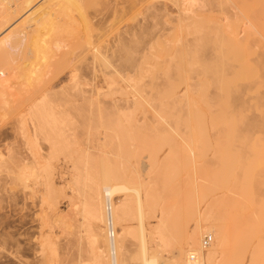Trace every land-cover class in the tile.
Returning a JSON list of instances; mask_svg holds the SVG:
<instances>
[{
  "label": "rangeland",
  "instance_id": "1",
  "mask_svg": "<svg viewBox=\"0 0 264 264\" xmlns=\"http://www.w3.org/2000/svg\"><path fill=\"white\" fill-rule=\"evenodd\" d=\"M87 1L82 9L83 14L80 11L77 13V18L74 16L76 25L71 24L73 20L69 19L68 22V16L61 15L65 20H62L63 23L60 22L57 32L60 31V26L61 28L64 26L63 33L59 32L63 35L61 37L60 34L63 46L56 51L55 56L53 53H48L52 62L47 58L46 67L36 75L38 78H33L34 82L31 79L33 83L20 78V85L17 83L18 87L15 85L11 93L4 95L7 99H0V130L2 132L8 130V134L11 135H8L7 139L14 142L17 150H20L18 147H21L19 145L22 143V135L20 136L18 131L22 114L25 116L27 113L31 114L30 110L33 106L34 112L43 113L44 110L46 119V125L42 124V128L37 123L38 129L34 125V121H37L34 116L30 120L33 122L30 124L32 131L26 146L28 149L25 150L31 153L28 152L29 162L26 169L21 171L15 164L12 165V168L15 166L14 171L9 167L7 169L5 165L0 167V264H83L85 262L98 264L94 258L102 240L100 239V243L94 242L97 223L83 213L82 200L87 199L93 185L99 180L98 170L101 166L110 170V185L126 184L130 188L137 186L140 189L145 205L143 207L145 221L155 220L154 215L161 211L164 202H171L168 215L169 224L172 226V238L171 246L167 247L177 249L176 245H179V241L181 242L198 217V211L205 209L208 218L225 224L228 228L242 221L245 222L240 234L232 239L230 250L235 248L242 250L238 257L240 259L237 258L232 264H249L252 257L253 264H264L263 125L255 128L256 135L253 136V159L262 173V182L253 189V203L245 200L235 189L234 193L229 183L221 184L218 175L219 171L232 168L234 159L238 156L236 152L240 150L239 139L232 136V133L229 136L228 133V135L223 134L220 130L225 124L223 122L220 123L221 125L218 124L220 122L218 116L222 113L227 117H234L239 108L245 110V119L258 116L260 109L250 106L253 97L256 99L253 100L254 103L261 105L264 102V97L260 98L264 96V80L256 81V78H249L250 80L246 81L248 79L244 78L243 81L238 78V71L248 68L245 61L248 59L250 62L249 58L258 62L256 65L253 61L256 66L261 64L259 68L261 67L263 71L258 69L264 77V29L263 27L260 29L263 30L262 32L258 29L264 24V0H258L257 3V0L194 2L189 23L186 24V21H178L177 25L174 23L175 29L168 30L170 34L158 38L156 44H150L146 39L142 43L146 53L138 61L142 62L134 67L135 57L129 55L126 59L127 70L120 74H111L110 85L104 84L105 86L98 90L88 85L95 74H98L89 67L91 51L94 47H102L104 41L112 42L119 27L133 24L136 21L132 18L136 15L135 10H143L146 13L147 7L160 5L166 0ZM117 1L124 6V8L122 6L123 11ZM134 1L137 3L135 4ZM246 1L250 2L246 4ZM138 2H141V5L138 6ZM119 6L121 9L118 10ZM247 6L253 8V13L250 12V8H246ZM245 9L250 11L247 12ZM175 10L178 12L177 9ZM62 13L63 11L60 12ZM80 13L84 19L80 18ZM249 13L253 14V17ZM64 14L67 15L68 11ZM95 14L98 15L95 17ZM24 16L14 21L10 27L21 23ZM86 18L88 20L84 21ZM50 19L47 20L50 21L49 24L47 22L39 24L36 29H39V32L35 30L34 35L44 33L47 27L50 28L52 22ZM158 21L160 25L156 24V29L158 28L157 30L162 34L167 32L168 24L161 18ZM70 26L77 29L74 28L73 31V27L71 29ZM8 27L4 34L12 28ZM4 34L2 33L0 37ZM31 40L32 38L22 42L17 41L14 43L15 46L13 44L11 54L15 61L21 62L22 65L39 59L35 47H32L34 42ZM112 57L109 62L115 63L117 58ZM103 62L106 63L102 59H96L98 66L103 65L99 64ZM74 70L80 78L76 77L75 82L80 80L83 82L82 85L78 82L81 86H78L77 82L76 85L68 84L71 81L70 73ZM255 81L257 85L258 81L261 82L259 87ZM254 85L257 87H253ZM62 86L63 88H59ZM53 89L57 92L54 93ZM185 90L190 99L185 96ZM177 93L184 96L180 97L182 98L180 101L175 98ZM42 97L47 99H42L41 102ZM206 98L209 102L205 100ZM206 102L208 104L211 102V106H207ZM261 106L264 108L263 104ZM45 110L49 111L50 116ZM181 110L185 114L182 115ZM200 111L203 113L199 116ZM211 114L218 118L217 125L213 127L211 126L215 122L209 119L212 118ZM200 127L204 130L202 131ZM2 141L4 143L5 140ZM230 159L233 161H228ZM64 168L70 172L62 174L61 170ZM205 169L216 171L218 174L209 177ZM55 184L56 187H60L58 190L54 187ZM66 184H70L74 191L67 187L61 189ZM48 190L60 191L53 198L58 202L57 209L54 205L50 207L45 204V192ZM71 195L74 196L75 207L71 206ZM115 196L130 198L127 224L136 226L139 214L136 192L131 189L118 190ZM229 196H233L236 201L227 202ZM71 208L73 211L69 212ZM247 221L253 222L249 234L245 232ZM136 233L126 238V249L123 252L126 264H135L139 261L137 257L140 252ZM215 241L216 236L213 234L210 244L203 247L204 250L213 246ZM172 251L174 250H171L173 255ZM220 253L222 254L221 250L217 253L218 258ZM172 255L167 253L172 259L171 264L178 263Z\"/></svg>",
  "mask_w": 264,
  "mask_h": 264
},
{
  "label": "bare ground",
  "instance_id": "2",
  "mask_svg": "<svg viewBox=\"0 0 264 264\" xmlns=\"http://www.w3.org/2000/svg\"><path fill=\"white\" fill-rule=\"evenodd\" d=\"M121 1H123V0H121ZM135 1H137V0H135ZM85 2L88 3L87 0H0V35H2V33L4 34L5 29L8 26L10 27V25L14 21L16 22V20H18V18L23 17L25 15L24 18H22L23 20L21 23H18V25H16L15 27L11 26L12 28L10 27L11 28L10 30L7 29L8 31L3 36L0 37V97L4 96L7 93H11L13 91L15 85H16V87H18L20 85L19 83H21V82H19L21 80L20 78H22V79L25 78V80L29 81V83H30L31 82L30 80L33 78H36L37 77L36 75H38L39 72H41L40 70L42 68L46 67L47 60L48 59L50 60L48 55L50 53H53V55L55 56L57 53L56 51L60 50V48L63 46L62 45L63 43L61 44V42L63 40L62 41L60 40L61 39L60 34L63 33L62 29L64 26L62 28L60 26V31H62L61 33H59L60 31L57 32L58 27L60 25V22L63 23L62 20H65L62 18L61 15L68 16V22H69V19L70 20L75 19L74 16H76V18H77V16H78L77 13H79L80 11L82 13V9L85 6L84 5ZM117 2H119V1H117ZM130 2H132V0H130ZM194 2L197 3L198 0H166L165 2H161L160 5H151V6L149 5L150 7H147L146 13L143 10L142 11L141 10H135V8H136L135 7L133 10L136 11L135 12L136 15L134 16L135 18L133 16H132V18L135 19L136 21L133 24L129 23V24L123 26V28L119 27L120 29L117 27L119 31L117 30L118 33L115 36V38L113 39V41L111 40L112 42H108V41L103 42L101 39V41L103 42L102 47L97 48V47L93 46L94 49L91 51L92 57H91V60L89 63V67H90V69L97 71L98 74L93 73V74H95V77H94V79H92V81H90V83H88V85L90 84V87L92 86L96 90L100 89L104 84L110 85L111 74H116V73L120 74V73L124 72L125 70H127V64L128 63H126V59L129 55H133L135 57L134 61H136V62L134 63V67L137 66L136 65L137 63L139 65V63L142 62V61L138 62L139 59L141 57H143L144 53H146V49L143 48L142 43L146 39H148V42L150 44H153L157 41L158 38H160L162 36L167 37V35L170 34L168 32V30L171 31L172 29H175L174 27H176V26H174V25L178 21L179 22L186 21L185 22L186 24L189 23L190 21H188V19L192 18L191 17L192 13H193L192 12V10H193L192 6H193V4H195ZM242 2H243L242 4H244V1H242ZM247 2L248 1H246V4H247ZM257 2H258V0L256 1V3ZM259 2H262V1H259ZM94 3H95V1H94ZM119 3H117V5ZM123 3H126V2H123ZM136 3L137 2H135V4ZM140 3L138 2L137 5L139 6ZM143 3L144 2H142V4ZM89 4H90V2H89ZM251 4H253V2ZM258 4L260 5L261 3H258ZM120 5L122 8L123 5L121 3H120ZM35 6H36V8L34 9ZM113 7H115V6H113ZM252 7H253V5H252ZM119 8H120V6L118 7V10H119ZM123 8H124V6H123ZM123 8H122V11H123ZM130 8L128 7V9H130ZM138 8H141V7H138ZM246 8L249 9L250 6L249 7L247 6ZM126 9H124V10L127 13ZM175 9L178 10L179 14H175V13H178V12H175L176 11ZM66 10L68 11L67 15L64 14V13H67ZM112 10H110V11H112ZM62 11H63V13L60 14V12H62ZM246 11L248 12L250 10H246ZM252 11H253V8L251 9L250 12L253 13ZM75 13H76V15H74ZM84 13H85V11H84ZM115 13H116V11H115ZM126 13H124V14L127 15ZM251 13H249V14L251 15ZM82 14L79 15L80 18L81 17L83 18ZM89 15L92 16V14H89ZM96 15H98V14H95V17H96ZM252 15H251V17H253ZM84 16H85V14H84ZM118 16H120V15H118ZM49 18H51L50 20H52V22L50 23L51 24L50 28L47 27V30L44 31V33H40V34L37 33L36 35H34V32H36V31L39 32V29L36 30L37 27L39 26V24H43V23L47 22V20H49ZM64 18L67 19V17H64ZM87 18H89V17L87 16ZM87 18L84 21L88 20ZM91 18H93V17H91ZM102 18H104V17L102 16ZM159 18H161V20H164L168 24L167 25L168 29H166L167 32H165V33L163 32V34L157 30L158 28L156 29V24L158 25L159 24L158 22L160 21V20L158 21ZM252 20H253V18H252ZM73 21L74 22L70 21V22H72L71 24L73 25V23H74L76 25L75 20H73ZM76 21H78V20H76ZM84 21H83V23H84ZM48 22H50V21H48ZM78 23H79V21H78ZM178 24H180V23H178ZM261 25L262 26L260 28H258L259 30L262 29V27L264 29V24H261ZM72 27H71V29H72ZM74 28L75 27H73V31H74ZM68 29L70 30V28H68ZM75 29H77V28H75ZM52 32H53V34H51ZM56 32L59 34V36H57L58 34H56ZM68 33H70V32H68ZM71 33H72V30H71ZM107 36H109V35H107ZM61 37H63V35ZM30 38H32L31 41L34 42V44H32L34 46H32V47H35V52H37V54L39 55V59L37 58L35 61L31 60L30 62L27 63V65H22L21 62L18 63L17 61H15L14 56H12V54H11V50H12V47L15 46V44H14L15 42H17V41L22 42V41L28 40ZM230 39H231V37H230ZM13 44H14V46H13ZM16 45H17V43H16ZM97 46H98V44H97ZM186 46H188V45H186ZM147 50L150 51V49H148V48H147ZM28 55H29V53H28ZM34 55H35V53H34ZM112 56L117 58V59L115 58L117 60L116 62L114 60L115 63L109 62V59ZM31 59H33V58H31ZM96 59H102L106 63H104V62L99 63V64H103V65L98 66L96 64ZM252 59H254V58H252ZM249 60L252 63L254 61V60L251 61L250 58H249ZM24 61L27 62L26 59ZM247 61H248V59H247ZM247 61H245V63L248 64L247 65L248 68L239 70L238 71V78H240L242 80L244 78L248 79L246 81H249L252 78H256V81H257V79L258 80L259 79L264 80L262 73L259 72V69H260V71L262 70L261 67L259 68V66H261V64L259 63V66H256L257 65L256 63H258V62L254 61V63L256 64L255 65L254 63L252 64L249 61L248 62ZM97 62H99V61H97ZM238 67H240V65ZM86 69H87V67H86ZM87 70H89V69H87ZM260 73H261V75H260ZM40 76H41V74H40ZM43 76H45V75H43ZM76 77H77V72H76V70H74L70 73V80L71 81H69V83L67 81V83L68 84L74 83L72 85H76L75 83L77 82L78 86L81 83H83V82H80V80H78V81L76 80V82H75ZM77 78H79V77H77ZM34 80L35 79H33V82H34ZM83 80H84V78H83ZM200 81H199V84H201ZM256 81H255V84H256ZM33 82H31V83H33ZM251 82L253 83V81H251ZM259 82L260 81H258V85L261 84V82L260 83ZM257 86L254 85L253 87H257ZM66 87H68V86H66ZM189 87H191V86H189ZM59 88H63V86L59 87ZM188 90H189V88H188ZM202 90H204V89H202ZM53 92L56 93L57 91L55 92V90L53 89ZM53 92H52V94H53ZM185 92H186V90H185ZM48 93L51 94L50 91ZM80 93H81V91H80ZM49 94H47V95H49ZM184 94L187 97V99H190V98H188L189 95L188 96L186 95L187 92ZM258 94L259 93H257V95ZM47 95H46V97H47ZM199 95L202 96V94H199ZM260 95H262V94H260ZM5 96L0 98V99L1 100L7 99ZM182 96H183L182 94L177 93L175 98L176 99L178 98L177 100L180 101L182 99V98L180 99V97H182ZM190 97H192V96H190ZM256 97L259 98V96H256ZM263 97L264 96H262L260 98H263ZM253 98L255 99V97H253ZM42 99L46 100L47 98L45 99L44 97H42L41 100ZM192 100H193V98H191V101ZM205 100L207 101L208 99L206 98ZM253 100H252L250 106L260 109L258 112V116H253V117H249V118L247 117L245 119V110L242 108H239L238 113H236V116H234V117L233 116L227 117L225 114L220 113V115H219L220 117L218 116L220 122L218 123V122H216V121H218V118H216V116L213 117V115L211 114L212 116H210V117H212V118H209V119L212 122H215V124H213L211 127L216 126L217 125L216 123L220 124L221 122H223L225 125L223 126V129H220V130H222L223 134L228 133L229 136H231L230 133H232V136L234 135L235 137H237V139H239L238 141H239V146H240V148H238V149H240V150H238L236 152V154H238V156L234 152H232V154H235L237 156L236 157L234 155L233 157L234 158L236 157L237 159L233 158L235 161V163L233 162L234 167L233 166H232V168L229 167L226 170L223 169L226 173L221 170V171H219V174H218L216 171L205 169L206 174L209 175V177H211L212 175L218 174L220 176L221 184L229 183L231 186V190L235 189L236 191H239V194H241L245 200L249 201V203H253V189L255 188V186H258L260 184V182H262V178H261L262 173H261L260 169L257 167V165L253 159V136L256 135V131H255L256 127H259L260 125L264 126V108L261 106L262 104L264 106V102H262V104L259 105V103H254ZM255 101H256V99H255ZM41 102H43V100ZM193 102H195V101H193ZM208 102H209V100H208ZM208 102H206L205 104L207 106H211V102L209 104H208ZM257 102H258V100H257ZM51 103H53V102H51ZM260 103H261V101H260ZM178 104H180V103H178ZM186 104H187V102H186ZM42 105H44V104L42 103ZM242 106H244V103H242ZM57 107H55V109ZM31 108H32V110H30L31 114L27 113L28 114L27 115L25 113L26 116L24 114H22L23 116H21L22 118L19 122L20 125L18 126V128H19L18 131L20 132V136L22 135V143L19 145L21 147H18V146L17 147L20 148V150L16 149V145L14 144V142L12 140L8 141L9 140V139H7L8 135H11V134H8V130L6 129L7 132H2L0 130L2 132V133H0V135H2L1 139H0L1 140L0 141V167L5 165V167L7 166L6 167L7 169L9 167L11 169V171L12 170L14 171L15 166H13V168H12V165L15 164L16 166H18L21 169V171H23L28 166V162H29L28 152L29 151L27 152L25 149H28V147H26V146L28 144L29 135L31 134V131H32V130H30V124L31 123L33 124V122L30 120H32L33 116H34L33 118L37 120V121H34L35 128L38 127L37 123L40 124V127L42 126V124L46 123L45 122L46 119L44 118L45 117L44 110H43V113L42 112L37 113L36 111H35L36 112L35 113L33 111V106ZM188 109H190V108H188ZM35 110H36V108H35ZM47 110H45V111H47ZM178 111L180 112V110H178ZM191 111H193V110L191 109ZM51 113L53 114V112H51ZM182 113L183 112L181 110V114ZM191 113H193V112H191ZM202 113L203 112H201V113L198 112L199 116ZM204 113H205V111H204ZM47 114L49 115V111H47ZM178 114H177V116H178ZM183 114H185V112ZM182 115H180V116H182ZM191 116H192V114H191ZM196 116H198V115H196ZM202 116H204V115H202ZM46 117H48V116L46 115ZM48 118H50V117H48ZM61 118H62V116H61ZM214 118H216L217 120ZM43 119H45V120L43 121ZM50 119H49V121H50ZM52 119H53V115H52ZM189 119H191V118H189ZM39 120H42L43 122L40 123ZM53 120L50 122H53ZM47 121H48V119H47ZM206 121H207V119H206ZM52 124H54V123H52ZM186 125H189V124H186ZM189 126H188V128H189ZM14 127H15V125H14ZM45 127L47 128V126H45ZM200 129H201V127H200ZM33 130H35V129L33 128ZM201 130L203 131L204 129L202 128ZM206 130H208V129H206ZM17 134H18V132H17ZM33 136L35 137V134ZM18 138H19V136H18ZM2 140H5L4 143ZM1 142L3 144H1ZM2 147H3V149H2ZM3 150L5 152H3ZM29 153H31V152H29ZM229 155L231 156L230 152H229ZM233 159L232 160L230 159L228 161L232 162ZM69 172L65 168H64V170H61L62 174H67ZM58 174H59V172H58ZM222 174H224V175L222 176ZM230 176L232 177V179L230 178ZM87 177L88 176H86V179H87ZM98 178H99V180L96 181V184L93 185L90 193H88L87 199L84 198L82 200V211H83V213H85L88 218L93 219L97 223V224H95L96 225V230H95L96 233L94 232V234H95L94 235V242L98 243L100 241V239L102 240V241H100L102 243L100 244L99 250H98V252L94 258L95 260H97L98 264H126V260L123 257V252L126 249V238L128 235L135 234V232H137L136 234H138L136 239H137V242L139 245V252H140L138 254V257H137L139 261L135 264H159V263L171 264L172 259L170 258V256L169 257L167 256V253H170L172 255L171 250H174V251H172L173 252L172 256L175 257L176 260H178V263H176V264H228L229 262H231L230 264H232V262L234 263V261H236V259L239 257V255H241L242 250H239L238 248H235V249L232 248L233 250H230V249L232 246V239L235 238L237 234H240L239 232H241L243 230V224L245 222L242 221L240 224L237 223L232 228H228V227H226L225 224L218 223L217 221H214V220L208 218L207 215L205 214V209L199 210L198 211V217L195 219L193 226L190 229H188V231L186 232V235L181 240V242L179 241V243H178L179 245H176L177 249L175 247H174V249H172L170 247H167L168 245L171 246L170 239L172 238V235H171L172 226H170V224H169V215H168V212H169V209L171 206V202L170 203L164 202L165 204L162 206L161 211L158 214L154 215L155 220L145 221V219H144L145 215L143 216V211H145L143 209V207H145L144 200L141 197L140 189L137 186L130 188L126 184L110 185L109 184V181L111 179L110 170L103 167V166H101V168L98 170ZM92 181L94 182V180H92ZM53 186L54 185H51V187H53ZM54 187H56V184ZM66 187L70 188L72 191H74V189H72V186L70 184L64 185V187L63 188L61 187V189H64ZM56 188L58 190L60 187L59 188L56 187ZM128 189L135 191L136 195H137L136 196V203H137V208H138L139 214H138V223L136 226L127 224L128 223L127 222V220H128V216H127L128 214L127 213L129 210V205L131 204L130 198H128V197H116L115 196L116 191L128 190ZM57 190H48V192H45V197H44V201L46 202L45 204H48L50 207L54 205V208H56V209L58 208V206H57L58 202L55 199L53 200V198H54V195L56 193L60 192ZM235 190L233 191L234 193L236 192ZM73 197L74 196H72V195L70 196V199L72 202V203L70 202L72 204V205L71 204L70 205L75 207L76 202L73 201ZM232 197L229 196V198H227V202L231 203V202L236 201V199L232 198ZM74 210H75V208H74ZM68 211L71 212L73 210L71 208V210L69 209ZM59 216L62 218L61 214ZM40 217H43V216H40ZM91 219H90V221H91ZM2 221H3V223H5L4 220H2ZM19 224L20 223H18V225ZM252 227H253V222L247 221L246 227H245V229H246L245 232L247 234H249L248 232L250 231V229ZM13 229H14V227H13ZM14 233H15V231H14ZM205 234L210 235L211 237L213 234L216 236L215 243L213 244V246L207 248V250H204L205 248H203V247L208 246V245L204 246V243H203V240H204L203 236ZM135 236L136 235H134V237ZM173 244H176V243L173 242ZM172 246H174V245H172ZM220 250H221L222 254L220 253L221 255L218 258L217 253H218V251L220 252ZM191 256H194V260L190 259ZM238 259H240V258H238ZM83 264H88V263L85 262ZM249 264H253V257L250 260Z\"/></svg>",
  "mask_w": 264,
  "mask_h": 264
},
{
  "label": "built area",
  "instance_id": "3",
  "mask_svg": "<svg viewBox=\"0 0 264 264\" xmlns=\"http://www.w3.org/2000/svg\"><path fill=\"white\" fill-rule=\"evenodd\" d=\"M211 240H212V237H211L210 235H206V236L204 237V240H203L204 246L209 245L210 242H211ZM190 259H191V260H194V256H191ZM159 264H164V263H159Z\"/></svg>",
  "mask_w": 264,
  "mask_h": 264
}]
</instances>
